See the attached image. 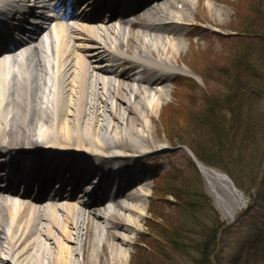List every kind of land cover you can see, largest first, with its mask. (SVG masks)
<instances>
[{
  "label": "bare ground",
  "instance_id": "6f19581e",
  "mask_svg": "<svg viewBox=\"0 0 264 264\" xmlns=\"http://www.w3.org/2000/svg\"><path fill=\"white\" fill-rule=\"evenodd\" d=\"M14 1L10 0L16 10L36 2ZM39 1L43 4L45 0ZM0 2L5 7L8 0ZM196 2L157 3L148 13L144 10L138 14L125 30L110 26L108 37L91 24L55 22L46 29L43 41L29 51L0 57V152L25 159L30 171L24 170L31 175L28 181L38 175L40 187L34 193L10 195L12 184L18 180L16 170H10L9 195L0 192V264H92L90 257L96 258L100 251L97 245L101 247L103 230L110 242L111 264L126 263L128 236L138 233L147 210L148 177L138 176L135 184L114 196H104L94 187L87 193L78 185L70 192L61 180L47 185L49 175L61 178L59 172L64 170L62 164L55 169V160H47V155L66 157L74 151L108 163L124 159L128 164L139 163L136 155L143 154L152 143L143 126L168 100L169 81L176 73H192L175 66L184 62L181 27L191 20L189 11ZM40 35L37 31V37ZM102 48L108 66L102 65L103 69L98 66L102 62H97ZM113 60L120 61L122 77L110 64ZM133 69L140 75L137 80ZM132 81L138 83L137 88ZM116 101L126 108H120ZM128 113L135 118L129 120ZM37 146L44 152L25 154ZM202 172L207 182L217 185L214 173L207 169ZM86 175L78 173L73 181H88ZM57 185L66 191V199L61 191L51 200L43 198L46 190ZM81 194L89 199L94 196L89 206L80 203ZM107 200L111 206H100ZM87 241L91 256L84 257ZM77 254H81L80 261L74 258Z\"/></svg>",
  "mask_w": 264,
  "mask_h": 264
},
{
  "label": "rangeland",
  "instance_id": "374dc122",
  "mask_svg": "<svg viewBox=\"0 0 264 264\" xmlns=\"http://www.w3.org/2000/svg\"><path fill=\"white\" fill-rule=\"evenodd\" d=\"M255 1L231 0V7L224 8L223 16L218 15L216 23L221 24H215L218 28L213 27L209 34L217 36L220 30L229 32L227 29L234 30L244 24H252L255 17H264V0L258 5L254 4ZM258 10L261 12L257 13ZM197 38L199 36L196 35L192 40L199 45L190 44L188 52L182 55L186 64L202 72L203 80L195 74L197 83H194L193 88L176 92V103L171 97L172 88L169 100L162 102L158 112L150 115L143 126L148 129L144 135L152 143L148 144L151 148L137 158L149 170L147 173L151 190L147 211L141 227L139 226L140 231L128 236L125 264H142L146 261L148 264H249L252 260L257 264H264V182L262 178L258 184L253 182L254 173L256 179L258 175L264 131V81L259 78L263 74H260L261 70L251 73L246 84L241 71H235L234 62H242L247 57L250 61H255L247 48L249 41L229 37L217 43L209 42L205 46L206 41ZM213 69L217 72L212 71ZM227 76L234 80L230 90V82L225 84L229 80ZM244 92L252 96L245 100L244 107L249 109L251 120L258 124L256 130L248 131V139L236 136L234 128L226 136L214 134L215 123L212 124L210 118L223 119V126L219 125L228 129L231 119L233 123L235 113L240 109L238 100ZM167 103L170 104L165 106ZM118 105L120 108L125 107L123 103ZM228 109H232V114L228 113ZM212 112L214 116H209ZM133 118L135 115L128 113V119ZM120 130L121 137L124 138L125 131L122 128ZM175 144H182L181 148H177ZM218 145H221L224 155L218 153L217 158L230 173L228 175L233 184L236 183L242 199L231 191L228 183L215 180L217 185L212 188L220 196L218 199L205 176L196 168L198 175L191 165L185 149L188 146L215 156ZM240 154L243 158H240ZM199 183L201 187L197 188ZM250 188L260 191L256 200L249 198ZM153 191L155 198H152ZM167 193L174 196L166 195ZM242 200L245 203L240 206ZM149 216L156 220L151 222ZM215 220L223 223L224 228L211 247L209 233ZM252 222L258 230L250 232ZM180 228L184 232L181 233V238L174 241V244H168L165 241L170 240L168 229L180 232ZM187 229L199 236L196 239V236L190 235L193 240L187 243L189 247L184 246ZM102 233L104 236L101 247L100 244L97 245L100 251L96 258L90 257L93 259L92 264H111L110 242L104 238L105 230ZM88 244L87 241L83 247L84 257L90 255ZM202 244L207 245L206 250L201 248ZM202 253L208 254L211 261L199 260ZM74 258L80 261L81 254L74 255ZM117 264H123V260Z\"/></svg>",
  "mask_w": 264,
  "mask_h": 264
},
{
  "label": "trees",
  "instance_id": "16d2710c",
  "mask_svg": "<svg viewBox=\"0 0 264 264\" xmlns=\"http://www.w3.org/2000/svg\"><path fill=\"white\" fill-rule=\"evenodd\" d=\"M258 58L260 59L259 64L263 68L261 71L264 72V55H259L258 54ZM249 70H250V68L249 69H246L245 71H243V73L246 74ZM263 72H262V74H263V77H264V73ZM247 96H248V94L246 96H244L243 99L248 98ZM243 105H245V100L243 101ZM231 112H232V109H231ZM242 115H243V117L242 116L237 117L233 121V123L230 122V126H232V124H233L232 127L235 129L236 136H240V137L242 136V137H245L246 139H248V137H249L248 131H250V130H256V126L258 124L255 121L253 122V120H251V118L249 117V109L246 106L243 107ZM209 116H214V113L212 112ZM210 121H211V123L214 122V123H216L218 125L219 124L222 125V123H223V119H221V121L219 119L220 123L218 122L217 119L210 118ZM231 121H232V119H231ZM218 125H214V129H213V133L214 134H217V135L224 132L222 130V127L220 125L219 126ZM232 127H230L231 130H232ZM224 136H226V135H224ZM263 139H264V131L262 133L261 142H262ZM243 148H244V146H243ZM218 153H219V155H224L221 145H218L217 146V151H216V154H215L214 158L217 157ZM197 156L201 160H204V161H210V162H212V160H213V156L211 155L209 157V155L207 153L197 152ZM240 158H243L242 154H240ZM182 230L183 229L180 228V232H178V230L175 231L174 229H168V233H169L168 239H170V240L169 241L165 240V241L168 244H171V243L174 244V241H176V240H178V239L181 238V233H184V232H181ZM142 264H148V263L146 261V262H142ZM200 264H204V263L201 262Z\"/></svg>",
  "mask_w": 264,
  "mask_h": 264
}]
</instances>
